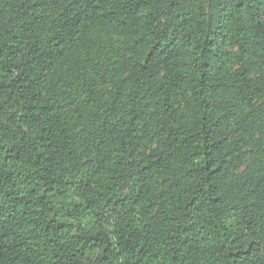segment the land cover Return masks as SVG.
I'll return each instance as SVG.
<instances>
[{
  "label": "trees",
  "instance_id": "trees-1",
  "mask_svg": "<svg viewBox=\"0 0 264 264\" xmlns=\"http://www.w3.org/2000/svg\"><path fill=\"white\" fill-rule=\"evenodd\" d=\"M0 264H264V0H0Z\"/></svg>",
  "mask_w": 264,
  "mask_h": 264
}]
</instances>
